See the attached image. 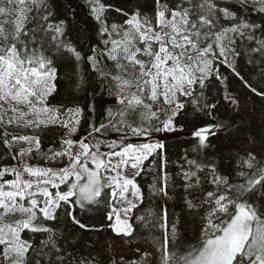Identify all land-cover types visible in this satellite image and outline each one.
<instances>
[{"label":"snow or ice","instance_id":"1","mask_svg":"<svg viewBox=\"0 0 264 264\" xmlns=\"http://www.w3.org/2000/svg\"><path fill=\"white\" fill-rule=\"evenodd\" d=\"M0 146V264H264V0H0Z\"/></svg>","mask_w":264,"mask_h":264},{"label":"trees","instance_id":"2","mask_svg":"<svg viewBox=\"0 0 264 264\" xmlns=\"http://www.w3.org/2000/svg\"><path fill=\"white\" fill-rule=\"evenodd\" d=\"M65 83L67 84V81H65ZM64 94H65V95L67 94V89H65ZM85 97H86V94H85V93H79V94H78V99L76 100V102L80 103L81 105H84V104L89 103V102L97 103L98 108H100V107H110V106H111L110 104L105 103V101L108 99L106 95H105V97L103 98V100H102L100 97H96V99H95L94 101L91 100V98H87V99H86ZM81 134H82V133H81ZM115 135H117V134H116V133H112V134H111V137H112V136H115ZM52 139H53V138H52L51 136H46V137L44 138V149H45V151L47 150V148H48L49 146H51V145H50V141H51ZM0 151H3L2 146H0ZM146 187H147V185L145 184V188H146ZM160 204H161V207H162V206H163V202L161 201ZM169 210H170V211H176L177 209H172V208L170 207ZM190 235H191V233H190Z\"/></svg>","mask_w":264,"mask_h":264},{"label":"rangeland","instance_id":"3","mask_svg":"<svg viewBox=\"0 0 264 264\" xmlns=\"http://www.w3.org/2000/svg\"><path fill=\"white\" fill-rule=\"evenodd\" d=\"M112 133H114V132H110V133H109V138H115V137L117 136V135H115V136H112V137H111V134H112ZM133 139L135 140L136 138H133Z\"/></svg>","mask_w":264,"mask_h":264}]
</instances>
